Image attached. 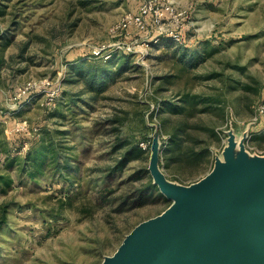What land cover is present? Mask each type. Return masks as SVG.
Wrapping results in <instances>:
<instances>
[{
    "label": "rangeland",
    "instance_id": "374dc122",
    "mask_svg": "<svg viewBox=\"0 0 264 264\" xmlns=\"http://www.w3.org/2000/svg\"><path fill=\"white\" fill-rule=\"evenodd\" d=\"M144 1L0 0V264H104L228 157L264 160V0H172L179 25L164 16L120 32ZM165 118L187 120L199 138L191 146L207 147L201 173L163 166ZM123 138L147 157L98 205ZM79 150L81 175L69 166ZM142 167L174 198L118 212L145 183L133 178Z\"/></svg>",
    "mask_w": 264,
    "mask_h": 264
},
{
    "label": "water",
    "instance_id": "95a60500",
    "mask_svg": "<svg viewBox=\"0 0 264 264\" xmlns=\"http://www.w3.org/2000/svg\"><path fill=\"white\" fill-rule=\"evenodd\" d=\"M173 191L162 194L173 199ZM180 192L179 203L137 227L106 264H264V160L228 157ZM247 222L260 230L227 237Z\"/></svg>",
    "mask_w": 264,
    "mask_h": 264
},
{
    "label": "trees",
    "instance_id": "16d2710c",
    "mask_svg": "<svg viewBox=\"0 0 264 264\" xmlns=\"http://www.w3.org/2000/svg\"><path fill=\"white\" fill-rule=\"evenodd\" d=\"M195 96H186L182 99L183 102L195 105ZM169 119H162L161 128L166 130L168 135V139L165 142V149L163 154V166L170 171L174 175H182V174H191L190 176H194L197 173H201L204 169L202 168L207 164V147H202L197 150L191 146V142H199V138H195L194 129L187 120L181 119L174 123H170ZM264 134V130L262 131ZM209 135L215 136L216 133L213 129H210ZM255 136V137H254ZM258 135H252V142H256ZM196 139V141H193ZM139 140H135L133 138H123L117 141L115 145L116 150L120 152L119 157L115 160V162L110 165L107 169L103 170V181L102 187L99 189V192L96 193V199L98 205H110V200H103V203L100 204L101 194L107 188H109L111 184V180L125 171V167L139 158L147 157V148H143L140 145ZM45 153L46 149H41V153ZM80 150L77 151L75 156V162L73 164H69L73 171L77 175L82 174V165L83 163L79 159ZM195 164H198L197 169L195 171L188 169L193 167ZM187 172V173H186ZM189 177V176H188ZM136 181L141 179H145V183L142 186L138 187L134 190L132 195L123 199V202L120 203L122 206L121 209H118V212H123L125 210H131L135 208H141L149 203H155L160 199H166L165 196L159 191L158 186L153 182L152 177L149 175V172L146 168L142 167L135 171L133 176ZM116 190L108 191L109 194H114ZM167 200V199H166ZM115 202V200H114ZM123 206H126L123 208ZM7 218V209L6 206L3 207L2 217L0 220V228L5 223Z\"/></svg>",
    "mask_w": 264,
    "mask_h": 264
},
{
    "label": "built area",
    "instance_id": "2783aa9c",
    "mask_svg": "<svg viewBox=\"0 0 264 264\" xmlns=\"http://www.w3.org/2000/svg\"><path fill=\"white\" fill-rule=\"evenodd\" d=\"M164 16L168 17V19L172 20L176 25H179L181 22L180 16H182V13L176 11V9L173 7L172 0L144 1L139 7L137 13L126 16L118 30H120V32L125 31L127 33L129 26L132 24L137 29L142 31L146 28V19H153L156 23H159L164 18ZM169 37L175 42L180 41L181 39L177 28H174V30L169 32ZM261 112L264 115V106L261 107Z\"/></svg>",
    "mask_w": 264,
    "mask_h": 264
},
{
    "label": "bare ground",
    "instance_id": "6f19581e",
    "mask_svg": "<svg viewBox=\"0 0 264 264\" xmlns=\"http://www.w3.org/2000/svg\"><path fill=\"white\" fill-rule=\"evenodd\" d=\"M168 211H170V210H168ZM165 213H167V212H165ZM165 213L161 217H163L165 215ZM252 229H253V231H259L260 230L259 226L253 225L251 222H247L242 226V228L240 230L230 231L226 235H227V237H231V239H234L235 237L246 233L247 230L249 231ZM107 261L104 264H106Z\"/></svg>",
    "mask_w": 264,
    "mask_h": 264
}]
</instances>
